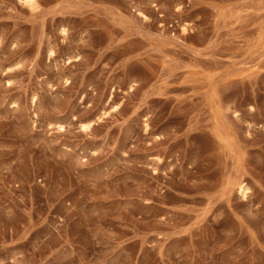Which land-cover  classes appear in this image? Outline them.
<instances>
[{
    "label": "rangeland",
    "instance_id": "rangeland-1",
    "mask_svg": "<svg viewBox=\"0 0 264 264\" xmlns=\"http://www.w3.org/2000/svg\"><path fill=\"white\" fill-rule=\"evenodd\" d=\"M259 26L264 0H0V264H264Z\"/></svg>",
    "mask_w": 264,
    "mask_h": 264
},
{
    "label": "bare ground",
    "instance_id": "bare-ground-1",
    "mask_svg": "<svg viewBox=\"0 0 264 264\" xmlns=\"http://www.w3.org/2000/svg\"><path fill=\"white\" fill-rule=\"evenodd\" d=\"M230 12V11H229ZM263 12V11H262ZM260 13V12H259ZM220 15V14H219ZM218 18V17H217ZM249 18V17H248ZM256 28V27H255ZM240 30V29H239ZM252 31V30H251ZM251 33V32H250ZM254 33L256 34V37L254 38V40L249 44L252 45V48L255 49H260V48H264V27L263 26H259L256 30H254ZM236 36V35H235ZM248 37V36H247ZM246 38V37H244ZM248 41V40H247ZM251 41V40H250ZM247 44V42H246ZM245 44V45H246ZM248 45V44H247ZM242 46V45H241ZM248 49V48H247ZM264 50V49H262ZM259 53V52H258ZM263 53V52H262ZM256 59V58H254ZM258 59V58H257ZM251 60H253L251 58ZM259 61V60H258ZM257 61V62H258ZM250 62V61H249ZM259 63V62H258ZM256 64V63H255ZM254 64V65H255ZM253 65V61L251 63L250 69L252 68ZM260 65V63H259ZM259 65L257 64L254 69H251V73L257 72V70H260L261 68H259ZM246 66V65H245ZM261 67V66H260ZM245 69V67H242V69ZM237 69V68H236ZM243 69L242 72H244L245 70ZM247 69V67H246ZM249 69V67H248ZM247 69V70H248ZM239 70V69H238ZM236 72H238L237 70H235ZM249 71V70H248ZM230 71H228L229 73ZM232 72V71H231ZM233 73V72H232ZM185 74V73H184ZM239 75L241 74V69L238 73ZM227 75V74H226ZM230 75V73H229ZM234 75V73H233ZM243 75V74H242ZM245 75V74H244ZM226 79L229 80V78H227V76H225ZM231 77V76H228ZM242 77V76H241ZM225 80V79H224ZM224 85V84H223ZM214 87V90L212 89ZM211 88V95L209 102V106L212 108H209L211 111V113H213V121H211L212 125L209 126L210 128V132L213 136L214 142L216 143L217 147L224 153L229 156H231L234 160L237 159H242V155H244V151H243V147H242V143L240 144L241 141H239L238 135H237V131L233 125V121H231L227 116V113L225 111V106H229L226 105L222 99V97L219 94V91L217 90L218 88H216L215 86H213ZM216 88V89H215ZM226 88V87H225ZM204 93V92H203ZM209 93V92H208ZM208 98V97H207ZM252 105V104H251ZM235 107V106H234ZM232 108V107H231ZM235 107V111L238 110V108ZM256 108V107H255ZM253 108V106L250 107V109H255ZM234 109V108H233ZM233 111V112H235ZM208 114V113H207ZM209 115V114H208ZM250 123V122H249ZM82 125L86 128L90 125L89 121H83ZM262 127H264V122L262 123ZM210 143V141H209ZM213 143V142H212ZM209 145V144H208ZM211 145V144H210ZM245 150V148H244ZM225 155V156H226ZM230 157V158H231ZM243 160V159H242ZM240 162V161H239ZM237 163V162H236ZM241 163V162H240ZM237 165H240L237 163ZM238 175V177H237ZM236 177L231 178L227 181V184L231 185V186H236V189L241 193V195L245 196L249 190V186L247 184V182H245V180L240 176L242 174H237ZM232 176V175H230ZM240 176V177H239ZM229 178V176H228ZM224 183V182H223Z\"/></svg>",
    "mask_w": 264,
    "mask_h": 264
}]
</instances>
